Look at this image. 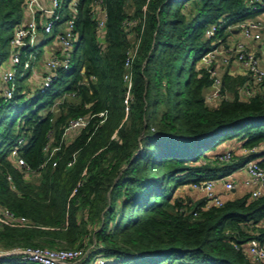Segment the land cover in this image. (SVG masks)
Instances as JSON below:
<instances>
[{
  "label": "trees",
  "instance_id": "obj_1",
  "mask_svg": "<svg viewBox=\"0 0 264 264\" xmlns=\"http://www.w3.org/2000/svg\"><path fill=\"white\" fill-rule=\"evenodd\" d=\"M68 2L63 0L58 21L70 13ZM93 2L78 0L67 67L23 98L26 83L20 79L28 70L19 64L13 93H0V203L27 216L0 221V245L92 243L82 262L95 254L102 264H264L243 249L251 236L264 240V193L246 191L207 207L203 196L176 194L179 185L227 174L250 157L264 165V146L228 159L207 152L233 136L247 147L264 140V94L240 96L247 73L227 67L223 88L229 94L210 104L205 91L212 77L200 62L215 42L227 39L231 24L264 10V2L101 0L102 37ZM23 4L0 0V66ZM131 17L136 22L127 28ZM214 21V32L206 34ZM135 41L125 109L124 58ZM103 108L102 121L93 115L71 139L61 140L70 116ZM19 137L18 153L30 174L10 154ZM48 140L62 144L47 158ZM73 150L75 159L67 164ZM0 264L43 263L13 253L0 256Z\"/></svg>",
  "mask_w": 264,
  "mask_h": 264
},
{
  "label": "built area",
  "instance_id": "obj_2",
  "mask_svg": "<svg viewBox=\"0 0 264 264\" xmlns=\"http://www.w3.org/2000/svg\"><path fill=\"white\" fill-rule=\"evenodd\" d=\"M258 1L264 2V0ZM62 2L63 0H24L23 18L13 28L10 36V51L1 63L0 93L4 97L10 96L17 84L16 70L18 65L22 64L23 69L32 66L31 58L36 53V50H32V48L35 44V37L40 29L43 31L53 30L55 32V44L57 46L43 57L42 66L44 69L40 72L37 70L33 71V74L39 75L38 85L43 86L48 84L57 76L58 68L67 67L70 64L77 38L75 16L78 0H69L70 13L62 21H58L61 17ZM92 9L93 12L98 14L96 25L98 34L102 37L104 34L106 11L101 0H94ZM135 22V18H127V28H130ZM234 24L240 29L242 37L233 41H227L226 39L218 43L215 42L200 57V62L209 69L212 77L211 83L205 91V99L210 104L216 103L220 98L229 94L223 88L222 73L225 70V66L231 63L232 59L238 61L242 65L244 72L247 73L245 79L238 85L239 95L244 97L255 92L264 94V64L261 60V54L257 52V45L260 48L262 46L264 49V15L246 16L231 24L229 28ZM215 27V21L209 23L205 28L206 34H212ZM136 48L137 42L135 41L128 46L124 58L125 68L123 71V79L125 81V93L123 101L125 102V109H128V103L131 97V60L136 52ZM106 114L107 108H103L70 116L63 126L61 140L67 141V135L72 134V131L77 132L79 128L89 122L93 115H98V120L102 121L106 117ZM21 141L22 138L19 137L17 142L11 147L10 154L14 157L16 163L23 165L25 172L30 174L32 170L23 156L18 153V145ZM61 144L62 141L50 144V140H48L44 145L47 158L59 149ZM260 145L261 148L264 146L263 141H261V144H254L249 147L244 145L242 152L258 149ZM217 153L220 159H228L235 154L233 147H226ZM75 156L76 150H73L71 156L67 159V164H72ZM52 163H56V158H53ZM240 167L246 171V175L243 176L242 181L250 187V194L257 196L264 193V165L259 162V158L250 157ZM219 183L226 189L234 187L235 179L232 171L223 175L204 176L199 179H194L189 184L194 188L202 190L204 198L203 206L207 207L211 204H221L224 201L225 198L216 187ZM76 187L77 185L73 186L72 192L76 190ZM26 219L27 216L25 214L16 213L7 205L0 203V221L18 223ZM243 249L247 256L255 262L264 260V241L259 239V237H249L243 243ZM13 253L18 254L23 259L34 260L43 264H78L80 262L82 263L83 258L82 248L76 245H0V256ZM103 262L104 258L99 256L95 258L93 264H102Z\"/></svg>",
  "mask_w": 264,
  "mask_h": 264
},
{
  "label": "rangeland",
  "instance_id": "obj_3",
  "mask_svg": "<svg viewBox=\"0 0 264 264\" xmlns=\"http://www.w3.org/2000/svg\"><path fill=\"white\" fill-rule=\"evenodd\" d=\"M228 36V35H227ZM216 38L214 37L212 39V41H216L215 40ZM54 44V45H53ZM52 46H55V32L53 30L51 31H43V30H39L36 37H35V44L32 48L36 50V53L35 55L31 58V62H32V66H29L26 68L27 73L20 79V80H23L26 85L23 87V90H26V94L23 95V98L28 95L31 90L33 89V86H35V84L38 82V78H32V73H33V65L34 66H38L39 65V62L43 60V57L44 55L46 54V49L48 47H52ZM7 57V56H6ZM228 66V64L226 65ZM1 67V66H0ZM40 72V71H39ZM236 72H244L242 71L241 68L237 69ZM39 76V75H38ZM63 97L61 96L60 98L56 99V101L51 105L52 108H55L57 109L58 108V104L59 102L61 101ZM16 109H13L11 114L15 113ZM74 132L76 131H72L70 135H67V140H69L73 135H74ZM69 136V137H68ZM238 138V139H236ZM235 139L236 140H239V141H233L231 142L230 144L233 145V150L235 152V154H238L240 152H242V147H244V145H242V141L240 139V137H236ZM233 139V140H235ZM226 140H223L221 141L220 143H224ZM263 143H264V140H263ZM261 144V143H260ZM232 147V146H231ZM261 147V145H260ZM189 184V183H187ZM184 186H188L187 188L184 187ZM191 187H189V185H185V184H182V185H179L178 188L176 189V194H179V195H182L183 198H187L188 196H191L196 199V198H200L202 195H198V194H193L192 191L190 190ZM92 245V243H86V244H83V245H76V246H79L82 248V251H83V258H84V254L88 251L89 247ZM97 255H89V257L87 258L86 262H80L78 264H93L95 258H96Z\"/></svg>",
  "mask_w": 264,
  "mask_h": 264
},
{
  "label": "crops",
  "instance_id": "obj_4",
  "mask_svg": "<svg viewBox=\"0 0 264 264\" xmlns=\"http://www.w3.org/2000/svg\"><path fill=\"white\" fill-rule=\"evenodd\" d=\"M253 15H264V10L259 11V12L255 13V14H253ZM240 37H242L241 31L234 24L232 26V28H231V32L227 36V41H233V40H235L237 38H240ZM56 46L57 45L55 44V46L48 47L46 49V54L49 53L51 50H53L54 47H56ZM257 52L261 54V60H262V62L264 64V49L262 48V46L260 48L257 45ZM227 67L229 68V70L231 72H236V70L239 69V68H241L242 71H244L242 65L238 61H235V59H232L231 60V63H228V66H225V69ZM43 69H44V67L42 66V61L39 62V65L38 66H34L33 65V71L34 70L42 71ZM31 77L32 78H38V80H39L38 74L35 75V74L32 73V76ZM236 137H238V136H233V137H229V138L225 139L226 140V141H224L225 144L224 143H219L215 148L209 149L207 152L211 153V152H214V151H219V150L224 149L226 147H231V146L233 147V145H231L230 143L233 142V141H239V140H236V139H238ZM233 139H235V140H233ZM232 175L234 176V179H235V185H234V187H232L230 189H226L220 183L217 184V186H216L217 187V190L221 193V195L224 198L238 196V195L243 194L246 191H249V188L250 187L242 181L243 176L246 175V171L242 167L239 166L236 169H234L232 171ZM185 185H189V187H191L190 190L192 191L193 194H198V195H202L203 194L202 190H200L198 188H194V187L190 186V184H185ZM184 187L187 188L188 186H184ZM188 198H189V200L193 199V197H191V196H188ZM194 198H195V196H194ZM259 223L264 224V216L261 217V219L259 220Z\"/></svg>",
  "mask_w": 264,
  "mask_h": 264
}]
</instances>
